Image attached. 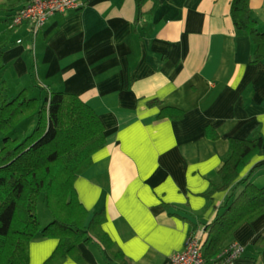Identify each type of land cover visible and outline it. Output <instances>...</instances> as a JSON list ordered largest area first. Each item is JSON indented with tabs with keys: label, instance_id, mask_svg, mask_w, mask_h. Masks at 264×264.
Instances as JSON below:
<instances>
[{
	"label": "crops",
	"instance_id": "0c3cea01",
	"mask_svg": "<svg viewBox=\"0 0 264 264\" xmlns=\"http://www.w3.org/2000/svg\"><path fill=\"white\" fill-rule=\"evenodd\" d=\"M31 1L0 0V102L4 83L8 97L24 88L41 95L43 86L78 94L97 111L106 143L76 187L89 218L104 210L102 227L126 264H168L191 235L203 243L242 179L264 185V154H254L228 188L204 195L220 181L231 137L260 132L264 147V58L253 59L254 41L235 28L232 0H146L139 22L135 0H79L37 33L29 22L12 24ZM263 6L251 0L252 14ZM163 105L184 115L159 118ZM261 234L264 213L234 230L230 241L243 247L234 264H264L253 248ZM56 244L35 238L30 264H42ZM79 247L87 264H118L95 242Z\"/></svg>",
	"mask_w": 264,
	"mask_h": 264
},
{
	"label": "trees",
	"instance_id": "16d2710c",
	"mask_svg": "<svg viewBox=\"0 0 264 264\" xmlns=\"http://www.w3.org/2000/svg\"><path fill=\"white\" fill-rule=\"evenodd\" d=\"M136 1L135 21L144 13L146 0ZM251 0H232L231 17L236 29L248 34L255 43L254 60L264 58V30L257 27L251 12ZM3 46H0V70L4 68ZM35 86V85H34ZM37 86V85H36ZM39 86V85H38ZM42 101L27 88L16 96L6 95V84L0 102V264H30V244L37 238H56L57 244L42 264H62L71 257L87 264L79 244L92 241L102 247L112 261L126 264L120 246L103 229L104 210L91 218L79 198L76 180L91 164L93 155L105 143V128L97 111L83 97L66 91H50L43 86ZM157 99L150 104L157 103ZM184 111L171 105L161 107L159 118L178 119ZM35 117L31 129L20 137L16 127ZM207 134L218 133L211 126ZM254 154H264L263 135L252 138H230V152L218 170L220 181L204 193L211 198L216 191L228 188L249 164ZM240 191L218 211L206 225L204 256L220 260L231 244L234 230L245 221L264 213V185L248 178L239 183ZM43 200L51 219L44 226L38 213ZM89 218V219H88ZM264 263V234L253 243Z\"/></svg>",
	"mask_w": 264,
	"mask_h": 264
},
{
	"label": "built area",
	"instance_id": "2783aa9c",
	"mask_svg": "<svg viewBox=\"0 0 264 264\" xmlns=\"http://www.w3.org/2000/svg\"><path fill=\"white\" fill-rule=\"evenodd\" d=\"M78 6L79 0H32L12 15V24L29 22L33 32L37 33L52 14ZM242 251V245L232 243L219 256L220 260L211 261L204 256L200 237L191 235L187 239L185 247L170 257L168 264H234L235 258Z\"/></svg>",
	"mask_w": 264,
	"mask_h": 264
},
{
	"label": "rangeland",
	"instance_id": "374dc122",
	"mask_svg": "<svg viewBox=\"0 0 264 264\" xmlns=\"http://www.w3.org/2000/svg\"><path fill=\"white\" fill-rule=\"evenodd\" d=\"M253 15L258 20V22H257L258 29L259 30H264V6L261 9L254 8L253 9ZM0 35H1V33H0ZM2 37H3V35H2ZM15 79H16V76H15V74H13V80H15ZM34 84L36 86V85H38V82H34ZM7 89L8 90L6 92L9 93V94H12L10 92L12 90V88L8 87ZM35 93L40 96L41 101H42V97L44 96L45 93L43 92V93H41V95H40V92L37 93V91H36ZM34 121H35V117H31V118L25 119L23 122H21L16 127V129L14 131L15 134H17L20 137L26 135L27 132L33 126ZM38 213H39V218L41 220V224L44 226L51 219V216H50V213L48 212V209H47L46 205L44 204L43 200H40L39 203H38Z\"/></svg>",
	"mask_w": 264,
	"mask_h": 264
}]
</instances>
